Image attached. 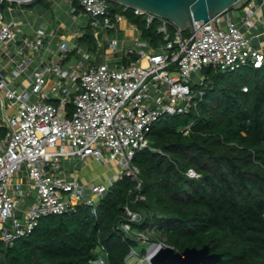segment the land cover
I'll use <instances>...</instances> for the list:
<instances>
[{"label": "built area", "instance_id": "obj_1", "mask_svg": "<svg viewBox=\"0 0 264 264\" xmlns=\"http://www.w3.org/2000/svg\"><path fill=\"white\" fill-rule=\"evenodd\" d=\"M29 1L0 0L1 248L29 235L43 216L71 213L80 203L95 213L98 200L125 175L135 182V199H144L136 152L149 145V132L159 119L197 105L205 92L202 70L264 65V29L255 31L254 18L258 12L263 21L264 0H245L240 15L228 8L208 24L195 20L193 33L189 26L133 7L147 26L158 23L156 43L143 37L126 14L111 15L109 0H70L71 11L87 17L95 41L70 45L63 32L57 49L49 40L55 29L31 25L29 32L8 12ZM124 20L136 34L130 42L115 35ZM86 156L100 163L115 160L119 169L83 183L66 171L63 160ZM187 174L198 172L190 168ZM124 211V231L150 241L144 253L130 248L128 264L133 258L152 264V256L168 243L132 229L131 221H139L141 213L128 204ZM93 262L107 264L104 256Z\"/></svg>", "mask_w": 264, "mask_h": 264}, {"label": "trees", "instance_id": "obj_2", "mask_svg": "<svg viewBox=\"0 0 264 264\" xmlns=\"http://www.w3.org/2000/svg\"><path fill=\"white\" fill-rule=\"evenodd\" d=\"M109 8L111 15L126 14L153 43L161 38L158 23L147 26L133 7L109 0ZM94 41L87 24L78 42ZM202 73L205 92L197 105L159 119L149 145L136 152L144 199H135V182L125 175L95 213L80 203L71 213L41 217L29 235L0 247V264H95L100 256L128 264L130 248L144 253L147 244L121 226L126 204L141 213L132 229L149 231L150 240L176 250L207 243L222 254L214 264H264V65L207 66ZM190 168L198 175L189 176Z\"/></svg>", "mask_w": 264, "mask_h": 264}, {"label": "water", "instance_id": "obj_3", "mask_svg": "<svg viewBox=\"0 0 264 264\" xmlns=\"http://www.w3.org/2000/svg\"><path fill=\"white\" fill-rule=\"evenodd\" d=\"M132 7L153 11L173 20L181 28L191 27L195 20L209 23L210 17L228 9L239 8L245 0H116ZM222 254L212 251L209 244L187 246L176 250L165 244L152 256V264H214Z\"/></svg>", "mask_w": 264, "mask_h": 264}, {"label": "crops", "instance_id": "obj_4", "mask_svg": "<svg viewBox=\"0 0 264 264\" xmlns=\"http://www.w3.org/2000/svg\"><path fill=\"white\" fill-rule=\"evenodd\" d=\"M63 1L67 2L66 6L63 5ZM36 2H40L43 6V9L40 8L38 10V11H40L39 14L42 17H43V15L46 16L47 13H48V15L54 14L53 16H54L55 20H54L52 29H55L56 35L51 36L49 39L50 45L52 46L53 49L58 48V42L60 41L59 35L63 32H66L67 39H68L67 41L69 42L70 45H74V44L78 43V38L84 34V29L82 27H84L86 29V26H87V21H83V18H87V17H85L84 15H81V14L80 15L74 14L71 11L70 0H45V1L31 0V1L24 3V4H27V6L31 9V6ZM50 8H52V10ZM57 10L58 11L61 10L62 13L57 14L56 13ZM8 12L9 13L21 12L22 14H25V16L27 17L26 9L24 6L22 7V9H20V8L9 9ZM27 22L29 24V27L31 28V29L27 30L29 32H32V30H33L32 26L33 25L38 26L33 21H31L29 18H28ZM41 25H43V24H41ZM119 31L124 32L122 39L118 36ZM115 35H117V37H119L121 40H124L125 42H130L136 36L135 31L132 29V27H130L128 20H124V21L120 22V24L118 25V31L115 33ZM82 45L87 46L88 43L85 42V43H82ZM73 52L74 53H72V55L77 54L76 50H74ZM81 159H83V158H81ZM84 159H90L93 161L97 160L91 156H86V157H84ZM72 160L73 159L65 160V162H64L65 169L68 170V166H75L76 165ZM77 169H79L78 172L77 171L75 172L73 170V172L69 171L68 173L75 175L83 183L88 182V181H100L104 177L107 176V175H102V176L99 175L98 176V174L97 175L92 174L91 171H86L82 165H78Z\"/></svg>", "mask_w": 264, "mask_h": 264}, {"label": "rangeland", "instance_id": "obj_5", "mask_svg": "<svg viewBox=\"0 0 264 264\" xmlns=\"http://www.w3.org/2000/svg\"><path fill=\"white\" fill-rule=\"evenodd\" d=\"M67 2L66 1H63V5L66 6ZM23 6L25 7L26 9V13H27V17L25 16V14H22L21 12L19 13H12L11 15L14 16V18H16L17 20L20 21V23L23 25L24 29L26 30H29L31 29L29 27V24H28V18L33 21L35 24L37 25H41L43 24L44 26H46V28L49 30H51L53 28V23H54V14L53 15H43V17L39 14L40 11H38L40 8L43 9V6L40 2H36L34 3L32 6H31V9L27 6V4H23ZM41 6V7H40ZM52 10V8H50ZM235 12V14H238L240 15V10L238 8H235L233 10ZM52 12V11H51ZM57 14H61L62 11L61 10H57L56 12ZM10 17L9 14H7V19ZM259 17V13H255L254 15V18H256V21L258 23V27L256 28L255 31H260L262 32V30L264 29V16H262V20H259L258 19ZM86 19V20H85ZM83 21H88L87 18H83ZM85 31V28L82 27ZM124 32L123 31H119L118 33V36L122 39V36H123ZM119 38V39H120ZM120 39V40H121ZM105 51V48L102 49V52ZM245 70V67H242L240 69V71H244ZM200 74V73H199ZM197 74H193V79L195 80H199V75L196 76ZM164 118V117H163ZM159 124V123H158ZM110 150H106L105 153H106V157H108L110 155ZM70 159H73L72 161L76 164L75 166H68V170L66 169L67 172L69 171H72L73 170L76 172H78L79 169L78 168V165H82L83 168L86 170V171H91L92 174H95L98 176H102V175H108V174H111L112 173V170H118L119 169V166L117 164V162L115 160H111L109 162H104V163H100L98 162L97 160L93 161V160H90V159H81V158H70ZM65 160H69V158H66L64 159L63 161ZM106 172V173H105ZM86 178V177H85ZM84 180V179H83ZM143 245H146V244H150V241H143L141 242ZM130 264H139V262H137L136 259H130Z\"/></svg>", "mask_w": 264, "mask_h": 264}]
</instances>
